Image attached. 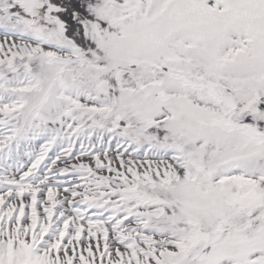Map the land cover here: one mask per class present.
Instances as JSON below:
<instances>
[{
  "label": "snow or ice",
  "instance_id": "snow-or-ice-1",
  "mask_svg": "<svg viewBox=\"0 0 264 264\" xmlns=\"http://www.w3.org/2000/svg\"><path fill=\"white\" fill-rule=\"evenodd\" d=\"M0 264H264V0H0Z\"/></svg>",
  "mask_w": 264,
  "mask_h": 264
}]
</instances>
